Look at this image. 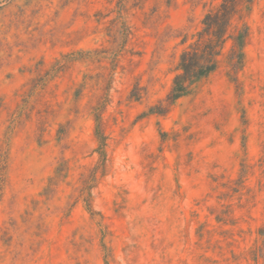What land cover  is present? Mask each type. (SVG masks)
<instances>
[{
	"label": "rangeland",
	"instance_id": "374dc122",
	"mask_svg": "<svg viewBox=\"0 0 264 264\" xmlns=\"http://www.w3.org/2000/svg\"><path fill=\"white\" fill-rule=\"evenodd\" d=\"M219 1L0 0V264H264V0L165 100Z\"/></svg>",
	"mask_w": 264,
	"mask_h": 264
},
{
	"label": "trees",
	"instance_id": "16d2710c",
	"mask_svg": "<svg viewBox=\"0 0 264 264\" xmlns=\"http://www.w3.org/2000/svg\"><path fill=\"white\" fill-rule=\"evenodd\" d=\"M255 0H220L203 14L199 29L191 38L185 34L184 45L176 66V74L166 95L173 104L214 72L225 58L230 67L228 75L238 84L237 72L244 61V46L249 38L246 17ZM229 47L226 49V44Z\"/></svg>",
	"mask_w": 264,
	"mask_h": 264
}]
</instances>
